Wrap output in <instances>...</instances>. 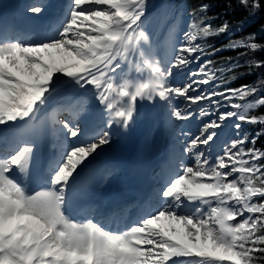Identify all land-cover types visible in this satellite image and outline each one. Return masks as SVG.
Returning <instances> with one entry per match:
<instances>
[{
	"label": "snow or ice",
	"instance_id": "6c2138e0",
	"mask_svg": "<svg viewBox=\"0 0 264 264\" xmlns=\"http://www.w3.org/2000/svg\"><path fill=\"white\" fill-rule=\"evenodd\" d=\"M237 3L249 15L264 11V0ZM209 8L204 3L189 11L183 38L169 37L170 51L160 58L145 31L147 0H71L67 15L44 35L0 34V126L39 130L41 114L57 96L91 88L106 129L64 147L50 186L37 191H29L22 179L36 144L25 140L0 148V264H264V148L256 147L264 131L241 134L243 124L264 125V114H250L264 107V81L229 87L216 73L240 65L230 60L227 69L215 68L208 58L229 49L255 53L264 43L252 33L221 47L208 44L207 38L230 29L228 21L214 27ZM28 11L39 15L45 5ZM247 63L264 68V60ZM186 69L189 82L173 84L174 71ZM126 71L141 78H125ZM177 97L189 106H175ZM248 97L255 98L247 102ZM156 101L166 105L170 121L198 117L202 123L190 139L181 133L187 142L158 193L160 206L123 228L70 219L67 193L78 169L113 141V128L127 132L141 119L143 104ZM205 101L198 113L191 110ZM87 103L85 97L49 113L65 140L80 137L76 120ZM61 112L67 114L63 119ZM230 122L238 138L213 155L219 130Z\"/></svg>",
	"mask_w": 264,
	"mask_h": 264
},
{
	"label": "bare ground",
	"instance_id": "6f19581e",
	"mask_svg": "<svg viewBox=\"0 0 264 264\" xmlns=\"http://www.w3.org/2000/svg\"><path fill=\"white\" fill-rule=\"evenodd\" d=\"M70 2L71 0L61 1L64 5ZM41 3L45 5V11L43 13L37 15L28 11L31 6ZM62 6L63 5L56 0H0V15L5 11L9 12V21L5 28L6 32L8 31L10 33L22 29L29 35L41 36L46 34L49 28L56 23L60 17L67 15V8L64 10ZM22 9L26 10L29 14L28 19L24 22L19 21ZM162 25V21L159 17L145 22V31L150 36L153 48L157 53V58L163 57L170 51V42L167 37L168 29H162ZM187 73L188 69L182 72L174 71L172 80H177L179 85L187 83L189 82ZM122 75L125 78L133 80L141 78L134 72L128 73L126 71ZM143 78H147L146 70ZM77 93L80 94L77 95ZM85 97L88 103L85 106V110L81 113V117H78L80 122L77 123L81 129V135L78 139L70 141L65 140L64 136L52 125L51 155L46 164V173L49 178L56 162L60 159V153L63 151V148L68 145L87 142L91 136L97 134L98 129L105 126V113L99 104L92 98L91 88L87 89L86 93L78 89L69 93H62L44 110V112L51 113L53 108H63L69 104H75L78 100H82ZM205 102H201V104L198 105H191V110L196 109V113H198L197 109L204 107L206 105ZM172 103L180 107L178 105V97L173 99ZM188 106V102L186 101V106L183 108H187ZM141 111V119L138 120L131 129L124 132L123 130L117 131L113 128V132H115L113 141L108 145L98 148L96 153L85 162L87 165L90 160L100 159L103 156L110 157L109 165H105L99 173L98 187L96 190L91 191L89 199L83 205V209L85 208V210L82 213V215L89 216L85 211L91 206H95V210L91 215L92 219L94 222H99L105 227L117 228L114 227L113 224L116 220L120 219L123 213V211H120L118 214H112L109 217L106 216L99 220L97 215H103L105 209L112 203L114 205H119L124 202L133 207L130 209L127 223L125 225L122 224L120 227L118 226L119 228L131 224L136 217L140 218L145 215L149 212V208H151L150 211H154L160 206L161 201L159 200L158 193L161 186L166 183L168 177L176 171V160L181 154L182 143H186L187 139L191 138L189 137L190 135L187 139L185 136L181 135V133L184 132L180 123L184 121L169 120L168 109L163 102L156 101L154 104L145 102L141 107ZM186 121L188 125L191 124L195 128L189 126L190 129L194 131L192 136L197 135L199 129L202 127L200 125L201 120L199 118H193ZM21 127L22 126L18 128L0 126V148L14 147L18 143L30 140L26 135L17 136L14 134L15 130ZM228 129L227 126L219 130V138L211 148L213 155L220 152L219 150L223 146V134ZM248 135L251 137L250 134ZM141 136L147 138L149 148L146 153L137 154L135 150ZM153 146H157L158 149L154 158L152 153ZM152 158L154 160V165L149 169L150 171H147L146 184L143 185L139 183L136 185L133 181L134 167L137 163H141V161L145 163ZM185 158L187 160L191 159L190 157ZM84 168L85 167L82 166L81 169H78L79 173H81ZM157 178L158 183H156ZM100 207L104 208L100 209Z\"/></svg>",
	"mask_w": 264,
	"mask_h": 264
},
{
	"label": "trees",
	"instance_id": "16d2710c",
	"mask_svg": "<svg viewBox=\"0 0 264 264\" xmlns=\"http://www.w3.org/2000/svg\"><path fill=\"white\" fill-rule=\"evenodd\" d=\"M175 9L184 17L188 16L190 10L197 8L199 5L207 3L210 5L208 15L213 17L212 24L219 27L224 21H228L230 29L228 32L219 36L207 38V43L214 47L227 45L232 39H241L252 33L256 35V42L264 43V11L255 15H249L248 11L237 3V0H170ZM243 22V23H241ZM245 49L225 50L212 56L215 61V68L229 67L228 62L235 61L240 67L232 71L225 70L223 73L218 72L219 76L227 80L229 87H239L242 84H252L259 86L258 82L264 81V68H250L247 62L252 60H264V50L246 55H240ZM235 77V79H232ZM255 97L246 98L247 102H251ZM243 103L245 101H238ZM250 114H264V107L254 109ZM243 133L255 135L259 131H264V125L260 124H243ZM256 147L264 148V136L257 141Z\"/></svg>",
	"mask_w": 264,
	"mask_h": 264
},
{
	"label": "rangeland",
	"instance_id": "374dc122",
	"mask_svg": "<svg viewBox=\"0 0 264 264\" xmlns=\"http://www.w3.org/2000/svg\"><path fill=\"white\" fill-rule=\"evenodd\" d=\"M148 2V10H147V20H153L154 18L159 17L162 21V28L168 27L169 28V36L172 37L173 39H182L183 38V32L187 30V25L183 23L181 20H179V15L176 13V11L173 9L172 4L167 1V0H147ZM211 59V56L208 57ZM198 67L197 65H192L191 69L195 70V68ZM218 76V72L216 73ZM189 77V76H188ZM191 78L189 77V80ZM175 85H179V82L177 80H172L171 81ZM208 87V86H205ZM178 105L180 107H185L186 106V100L183 97H178ZM207 104V102H205ZM206 106V105H205ZM193 112L196 113V109L192 110ZM199 111V109H197ZM65 118L67 114L61 113ZM60 115V118H61ZM61 118V119H62ZM198 118V117H196ZM76 122H79V118L76 120ZM200 125L202 126V123L200 122ZM181 126L184 128H187L189 126L193 127L191 124L188 125L187 121H184L181 123ZM194 128V127H193ZM228 130L223 134V140H222V145H224L227 141H230L232 139L238 138L237 132L235 128L232 126V123L228 125ZM195 129V128H194ZM190 133L193 135V132L190 131ZM199 134V133H198ZM242 134V133H241ZM192 137V136H191ZM222 149V148H221ZM206 150V149H202ZM193 161H189L188 163H192Z\"/></svg>",
	"mask_w": 264,
	"mask_h": 264
}]
</instances>
